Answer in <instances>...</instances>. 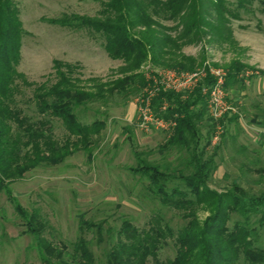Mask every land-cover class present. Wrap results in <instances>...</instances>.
Masks as SVG:
<instances>
[{
	"label": "rangeland",
	"instance_id": "rangeland-1",
	"mask_svg": "<svg viewBox=\"0 0 264 264\" xmlns=\"http://www.w3.org/2000/svg\"><path fill=\"white\" fill-rule=\"evenodd\" d=\"M100 1L14 0L25 31L16 66L24 81L17 80L19 92L15 97L24 115L35 120L42 118L32 100L33 90L44 82H55L54 60H70L66 63L71 65V78L75 80V87L84 92L95 93L100 84L109 87L124 76L118 73L122 62L107 56L99 34L46 21L63 15L100 18ZM238 14L239 19L229 18L226 24L233 44L213 41L207 35L200 43L184 46L181 52L202 64L196 69L202 71L204 67H212L225 72L222 91L232 110H227L224 115L236 116V122L225 125L217 122L219 128H215L213 134L216 137L212 138L204 156H213L212 165L217 166L208 175L207 185L220 194L233 192L238 186L235 193L248 198L264 194V77L259 74L264 70V6L253 1L245 9H239ZM233 60L250 68L239 75L242 82L225 91V66ZM168 70L172 69L147 62L140 68L146 78ZM198 84L204 88L209 83L204 78ZM213 84L211 81L208 88ZM105 89L101 92L103 98L89 100L75 109L82 124L93 121L100 124L90 145L91 154L79 150L59 164H43L32 169L8 186L13 197L0 190V264L40 263L38 244L27 231L25 221L15 212L14 199L28 214L39 213V218L47 224L42 236L54 247L65 250L62 258L67 263L72 260L69 256L73 253L72 244L84 238L94 256V264H105L106 253L124 220L139 229H147L159 222L169 225L173 231L187 223L181 212L154 198L148 192L147 179L133 171L139 161L169 163L170 172L178 164L174 151L159 150L167 140L165 131L144 132L136 125V98L142 89L138 92L126 89L128 94L110 93ZM208 92L209 89L207 93L201 90L205 102ZM48 121L53 138L61 144L65 137L61 122L55 118H48ZM202 124L204 136L210 125L207 115ZM221 139L222 145L216 151L215 146ZM203 145L204 140H201L200 148ZM177 182L173 180L169 184ZM208 214L207 207L196 209L199 222ZM260 220L259 213L248 219L249 228H254L253 244L264 251V223L260 224ZM237 221L243 222V218L231 213L227 226L232 227ZM100 226L101 235L97 228ZM174 254L173 241L168 237L159 247L157 259L164 262L172 259ZM238 264L248 263L241 258Z\"/></svg>",
	"mask_w": 264,
	"mask_h": 264
},
{
	"label": "trees",
	"instance_id": "trees-1",
	"mask_svg": "<svg viewBox=\"0 0 264 264\" xmlns=\"http://www.w3.org/2000/svg\"><path fill=\"white\" fill-rule=\"evenodd\" d=\"M253 1L264 6V0H101L100 18L63 15L46 20L99 34L107 56L122 62L118 73L124 76L109 87L100 84L95 93L84 92L75 87L71 65L54 60L55 82H44L33 90L32 100L42 116L35 120L23 114L15 98L19 92L17 80L24 81L23 75L16 70L25 34L19 10L14 0H0V190L13 197L8 186L32 169L43 164H59L79 150L91 154L90 145L100 124L96 121L82 124L75 113L76 107L103 98V88L110 93L128 94L126 89L138 92L148 82L140 72L146 62L162 68L194 71L202 64L182 54L181 49L200 43L207 35L213 41L233 44L226 24L229 18L239 19V9H245ZM249 68L238 60L226 65L225 91L242 82L238 77ZM259 74L264 77V70ZM205 80L209 84L213 81L210 76ZM164 102L168 105L167 110L159 111ZM151 107L157 115L175 122L171 135L159 150L174 151L178 164L170 172L169 163L139 161L133 171L147 179L148 192L154 198L181 212V217L188 221L173 231L169 225L159 222L147 229H139L124 220L106 253L105 264H238L241 258L248 264L263 263L264 251L254 246V228H249L248 219L259 213L260 224L264 223V194L242 198L235 193L238 186L233 192L220 194L207 185L208 175L217 166L212 165L213 156H204L212 138L216 137L213 134L215 128H219L217 122L221 125L236 122V116L223 115L220 120L209 118L201 85L190 93L161 89L152 99ZM206 115L210 125L203 136L202 121ZM48 118L61 122L65 130L61 144L53 138ZM201 140L204 145L200 148ZM221 145L222 139L215 146L216 151ZM184 171L188 174L184 175ZM173 180L178 182L169 184ZM201 206L207 207L209 214L199 222L196 209ZM13 208L38 244L39 264H94V256L84 238L72 244L73 253L69 255L72 260L67 263L62 258L65 250L54 247L42 236L47 224L39 218V213L28 214L17 199L13 200ZM231 213L239 214L243 222L227 226ZM97 228L101 235V226ZM168 237L173 241L175 254L172 259L162 262L157 259V251ZM53 257L56 258L54 262Z\"/></svg>",
	"mask_w": 264,
	"mask_h": 264
},
{
	"label": "built area",
	"instance_id": "built-area-1",
	"mask_svg": "<svg viewBox=\"0 0 264 264\" xmlns=\"http://www.w3.org/2000/svg\"><path fill=\"white\" fill-rule=\"evenodd\" d=\"M208 76L212 77L214 84L210 85V88H208L209 85L201 88L206 93L209 89L206 98L207 110L209 116L214 120L221 118L227 110H232L225 101L222 91L225 72L212 67H204L202 71L196 69L191 72L172 69L158 75L147 76L146 81L148 82H146L140 95L136 98V125L144 132L155 129L165 131V133L171 135L175 122L172 119L157 116L151 108L152 99L158 95L161 89L190 93L199 86V82H202ZM167 108L166 102L159 107L162 112L166 111Z\"/></svg>",
	"mask_w": 264,
	"mask_h": 264
},
{
	"label": "crops",
	"instance_id": "crops-1",
	"mask_svg": "<svg viewBox=\"0 0 264 264\" xmlns=\"http://www.w3.org/2000/svg\"><path fill=\"white\" fill-rule=\"evenodd\" d=\"M66 60V62H69L70 60L69 59H65Z\"/></svg>",
	"mask_w": 264,
	"mask_h": 264
}]
</instances>
